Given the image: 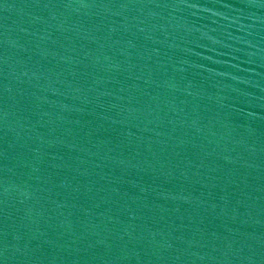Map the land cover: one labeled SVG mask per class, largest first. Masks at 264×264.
<instances>
[{
	"label": "water",
	"instance_id": "water-1",
	"mask_svg": "<svg viewBox=\"0 0 264 264\" xmlns=\"http://www.w3.org/2000/svg\"><path fill=\"white\" fill-rule=\"evenodd\" d=\"M0 264H264V0H0Z\"/></svg>",
	"mask_w": 264,
	"mask_h": 264
}]
</instances>
